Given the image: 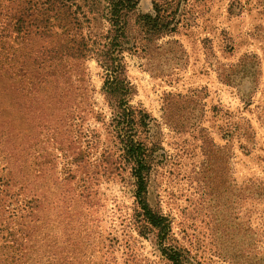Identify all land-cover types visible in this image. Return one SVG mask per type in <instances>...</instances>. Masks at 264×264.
Returning a JSON list of instances; mask_svg holds the SVG:
<instances>
[{"label": "rangeland", "instance_id": "374dc122", "mask_svg": "<svg viewBox=\"0 0 264 264\" xmlns=\"http://www.w3.org/2000/svg\"><path fill=\"white\" fill-rule=\"evenodd\" d=\"M134 2L121 57L143 197L167 233L142 216L95 58L53 59L41 76L32 32L0 40V227L30 239L20 264H173L163 249L184 264H264V0ZM68 3L84 34L107 33L104 0Z\"/></svg>", "mask_w": 264, "mask_h": 264}, {"label": "trees", "instance_id": "16d2710c", "mask_svg": "<svg viewBox=\"0 0 264 264\" xmlns=\"http://www.w3.org/2000/svg\"><path fill=\"white\" fill-rule=\"evenodd\" d=\"M68 1L0 0V40L5 43H7V39L11 38L13 41H25L29 39L32 32L33 39L41 41L33 58L41 76H47L48 73L44 71L46 64L53 59V68L55 69L58 64L65 68L66 59L79 60L89 55L95 58L103 71L102 92L108 106L112 109L111 123L120 137L123 153L127 161L131 163V175L134 177L136 185L135 196L142 216L152 227L158 229V234L165 235L168 231L166 219L153 212L143 197L149 168L147 149L142 141L135 138L137 134L135 125L141 124L142 121L136 119L140 112H136L134 107L129 104L133 88L125 77L121 57L124 50L123 45L127 43V18L135 7V2L134 0H104L105 17L109 23V29L96 41V36L92 37L90 33L82 32L80 26L83 21L78 17L76 9L71 11L72 3L70 4ZM18 3L24 5V8L19 7ZM156 9L159 11L160 7H156ZM158 18H160L159 12L155 17L148 16L145 18V26L150 30L156 28L155 21ZM54 27L61 29L60 40H62L59 43V49L48 47L44 42L51 36L50 33ZM160 28L167 29V23L162 24ZM99 39L102 40L99 41ZM16 51L17 49L13 50L9 45L6 46L3 55L7 67L15 61ZM22 55L17 58L20 59ZM27 57L29 56L25 54V59ZM25 67L26 64L22 63L18 71L21 73ZM44 81L45 77H41L39 82ZM32 91L34 92L32 87L27 90L28 93H32ZM25 236L27 235H22L18 228L0 227V264L24 262L33 247L32 244H29L30 239L25 240ZM162 251L173 264H184L178 251L173 249H163Z\"/></svg>", "mask_w": 264, "mask_h": 264}]
</instances>
